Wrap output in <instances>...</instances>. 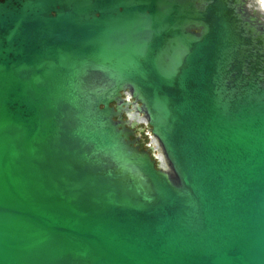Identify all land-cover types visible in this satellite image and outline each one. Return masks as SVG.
<instances>
[{"label":"water","instance_id":"1","mask_svg":"<svg viewBox=\"0 0 264 264\" xmlns=\"http://www.w3.org/2000/svg\"><path fill=\"white\" fill-rule=\"evenodd\" d=\"M0 264H264V0H0Z\"/></svg>","mask_w":264,"mask_h":264},{"label":"bare ground","instance_id":"2","mask_svg":"<svg viewBox=\"0 0 264 264\" xmlns=\"http://www.w3.org/2000/svg\"><path fill=\"white\" fill-rule=\"evenodd\" d=\"M134 116H136V115L134 114ZM131 120H133L132 117H131ZM157 156H158V159L161 160L160 156H159V155H157ZM162 167H163L165 170L167 169V167H166L164 164H162Z\"/></svg>","mask_w":264,"mask_h":264},{"label":"flooded vegetation","instance_id":"3","mask_svg":"<svg viewBox=\"0 0 264 264\" xmlns=\"http://www.w3.org/2000/svg\"><path fill=\"white\" fill-rule=\"evenodd\" d=\"M143 137V136H142Z\"/></svg>","mask_w":264,"mask_h":264},{"label":"rangeland","instance_id":"4","mask_svg":"<svg viewBox=\"0 0 264 264\" xmlns=\"http://www.w3.org/2000/svg\"><path fill=\"white\" fill-rule=\"evenodd\" d=\"M147 142V141H146Z\"/></svg>","mask_w":264,"mask_h":264}]
</instances>
